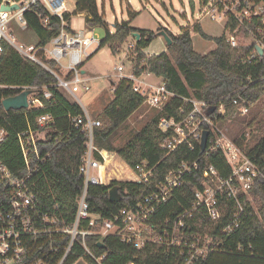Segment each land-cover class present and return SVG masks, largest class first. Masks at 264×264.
<instances>
[{
  "label": "trees",
  "instance_id": "16d2710c",
  "mask_svg": "<svg viewBox=\"0 0 264 264\" xmlns=\"http://www.w3.org/2000/svg\"><path fill=\"white\" fill-rule=\"evenodd\" d=\"M72 1L75 3L73 15L86 14V27L105 29L106 25L98 12L96 0ZM35 11L25 15L26 28L36 36V45L45 47L59 33L60 21L56 17L49 16L41 7H36ZM71 16L66 14L65 19L68 24L67 31L72 33ZM135 16V13L130 14V20L127 22H114L112 32L105 29L104 37L95 52L107 46L112 54H117L127 39L131 38V34H138V40L131 38L134 44L132 52L135 54L134 75L140 76L146 73L160 78L166 90L176 97L147 121L125 145L116 148L111 143L112 136L141 107L144 99L132 91V84L127 80L121 79L117 83H112L114 92L111 101L94 118L100 125L93 130V145L101 151L114 153L132 170L139 163L146 161L150 167H154L153 177L148 183L112 181L110 185L89 186L86 202L90 212L101 218L111 217L122 208H134L168 173L176 170L180 163L196 162L197 170L182 177L180 188L170 195L165 204L158 207L148 223L156 230V234H161L167 220L171 221L191 208L195 191L201 190L207 181L204 178V171L212 167L218 176L227 177L229 168L220 151L206 157L198 144H193L192 147L182 144L165 156L160 146L166 138L174 136L171 131L162 133L159 130V120L165 118L173 122L181 121L184 114H180L179 109L183 107L185 113L191 109L182 99L207 102L208 116L215 119L219 128L227 123H239L250 131L247 134L254 133L253 145H242L245 134H242L235 143L244 148L246 156L262 171L264 57L255 64H247L245 59L249 53L248 49L230 48L223 35L218 37L206 35L199 25H195L194 30L202 39L215 43L213 51L200 55L194 51L188 31L174 36L163 28H158L155 32L133 28L130 26V21ZM46 18L47 22L44 23ZM159 31H164L172 44L164 52L147 57L144 50L157 38L156 33ZM0 44L2 46L0 120L5 118L4 125L8 131L5 141L0 146V159L13 174L21 173L22 161L16 134L28 128L45 133L44 137H47L49 143L56 142L51 159L43 166V177L35 191L40 196L45 209L52 210L56 207L61 222L68 224L74 217L76 198L82 188L78 164L85 151L86 135L69 126L67 115L79 117L83 112L78 104L69 101L56 87H53L56 84L53 76L39 65L19 55L6 41H1ZM42 59L49 68L57 69L54 62ZM43 86L53 92L56 104L52 107L30 112L18 110L6 113L3 110L2 101L5 98L21 93L17 88ZM40 99L44 101L41 96ZM234 99L237 102L245 100L249 104L246 115L240 113L239 103L232 104ZM220 105L224 108L223 114L217 113ZM45 113L52 114L55 122L50 127L40 129L34 120ZM62 137L68 138L62 139ZM113 187L118 188L121 196L119 203H111L108 200V192ZM250 195L256 206L253 209L248 203L246 204V216L230 235L225 236L221 232L230 221L233 213L232 203L223 202L224 216L216 223L209 222L201 212L194 213L191 219L185 220L183 239L191 240L200 235L220 245L218 251L194 264H264V177L255 180ZM86 244L95 257L104 256L103 264H180L182 259L177 252L172 254L171 250H165L162 246L147 245L136 250L110 236L104 238L89 236ZM82 254L80 248L75 245L74 254L67 264H74ZM84 258L88 264H95L90 258Z\"/></svg>",
  "mask_w": 264,
  "mask_h": 264
},
{
  "label": "built area",
  "instance_id": "2783aa9c",
  "mask_svg": "<svg viewBox=\"0 0 264 264\" xmlns=\"http://www.w3.org/2000/svg\"><path fill=\"white\" fill-rule=\"evenodd\" d=\"M71 0H0V8L13 7L14 10L0 9V42L6 41L19 55L29 59L42 67L56 80L59 92L63 90L68 96L74 93L71 86L81 85L88 91V78H85L82 66L85 61L97 50L100 41L88 27L79 30L67 31L66 14H71L67 4ZM203 17L210 23L219 26L225 42L233 49H248L245 59L247 64H255L264 57V0H201ZM41 7L49 16L60 21V31L48 45H20L14 37L7 34L10 23L26 27L25 15L35 13V8ZM47 22V18L44 19ZM134 44L127 46L133 49ZM94 47V49H92ZM261 50V54L258 52ZM2 46L0 44V53ZM144 54L149 57L152 54ZM42 58L54 62L57 69L49 68ZM118 80L125 79L132 84V91L144 99L153 108L161 111L169 101L176 97L160 82L147 84L140 76L133 72L124 75V67L118 66ZM150 77L152 75H146ZM154 77V76H153ZM30 91L27 96L25 111L46 109L56 104L53 92L46 86L38 88H17ZM64 97L67 98V96ZM114 92V87H112ZM44 101L40 99V96ZM68 99V98H67ZM191 109L185 113L183 107L179 109L184 117L179 122L161 118L158 128L162 133L172 132L174 137L166 138L161 144L165 156L171 154L178 146L193 144L200 146L203 131H208L205 150L206 157L220 151L229 168L227 177H220L210 167L204 171L207 180L201 190L194 193V202L190 209L183 211L173 220H167L161 234L149 226L158 207L165 204L170 195L182 184L184 175L192 174L197 170L196 162L191 164L182 162L176 170L168 173L155 189L141 199L134 208H122L108 218L90 212L86 202L89 186L106 185L109 179L106 175V158L103 151L93 145V130L100 123L91 119L88 113L80 107L83 115L71 117L69 126L85 133V151L79 160L78 175L82 179V188L76 198V209L72 222L63 224L57 209H45L41 198L35 191L42 179L43 166L51 159L52 150L56 142L49 143L47 137H41L42 132L30 128L16 134V141L20 150L22 171L15 175L0 159V264H67L74 254V246L82 251L77 261L88 264L84 257L90 258L95 264H103L104 256L95 257L89 250L86 239L89 236L104 238L114 237L121 243L140 250L147 245L162 246L171 253L182 256L180 264H194L204 260L209 254L218 251L219 243L206 236L197 235L191 240L183 239L185 220L191 219L194 213L201 212L211 223H216L224 216L223 202L232 203L233 213L229 223L223 228L222 234L230 235L237 229L246 216V204L250 202V190L258 177H264L262 171L246 156L244 148L227 137L218 127L215 119L208 116L209 103L194 99H182ZM239 103L242 115L248 113L249 104L245 100ZM77 104V103H76ZM7 113V112H6ZM217 113L223 114L224 108L220 105ZM5 118L0 120V146L5 141L8 131L4 125ZM38 128L50 127L55 117L50 113L39 115L34 120ZM68 137H62L65 139ZM61 139V140H62ZM107 154V153H106ZM154 167L146 161L136 165L132 170L133 181L148 183L153 177Z\"/></svg>",
  "mask_w": 264,
  "mask_h": 264
},
{
  "label": "rangeland",
  "instance_id": "374dc122",
  "mask_svg": "<svg viewBox=\"0 0 264 264\" xmlns=\"http://www.w3.org/2000/svg\"><path fill=\"white\" fill-rule=\"evenodd\" d=\"M96 4L98 12L106 25L105 29H108L109 32L113 31L114 22H127L130 20V14L135 13L136 16L130 21L131 27L152 32H155L158 28H163L174 36L180 35L183 31H188L193 49L200 55H206L213 51L215 43L202 39L194 30L195 25H199L204 34L212 37H218L222 33V29L219 26L210 23L203 17L204 11L201 0H96ZM67 8L72 15L71 28L73 30L86 28V14L73 15L75 12L74 1L71 0L67 4ZM105 29L104 27L94 28L93 32L99 40L103 39ZM7 34L10 37H14L20 45L37 44V38L32 31L26 27L18 26L16 22L9 24ZM132 43L133 41L129 37L117 54H112L107 46L99 49L82 66V70L85 72L83 76L89 79L87 83L89 90L84 91L81 85H75L71 86L75 96L72 94L68 96L63 90H61V93L64 92L69 101L77 103L79 106L81 104L89 117L94 119L113 97L112 83L118 82V72L115 69L118 66H123L124 75L133 72L135 54L127 48ZM157 47L166 49L160 38H156L144 51L150 52L158 49ZM145 74L143 73V79L141 80L146 81L147 84L155 83L153 85H156V82H160L159 78L147 77ZM262 109H264V106ZM157 112L158 110L148 103H143L112 136V145L116 148L125 145ZM217 127L219 128L218 125ZM219 129L234 142L241 138L242 134H245L242 142L243 146L254 144V137H252L254 133L247 134L250 131L239 123H227ZM44 134L42 133L41 137H44ZM103 155L107 156L108 154L103 152ZM115 158L116 160L112 164H105L106 175H109L111 170L116 169L120 172L122 178L111 176L112 178H109V182L106 185H110L112 181L134 182L130 180L132 179V169L121 163L118 157ZM250 202L254 207L256 206L253 198H250ZM74 264L83 263L77 261Z\"/></svg>",
  "mask_w": 264,
  "mask_h": 264
},
{
  "label": "water",
  "instance_id": "95a60500",
  "mask_svg": "<svg viewBox=\"0 0 264 264\" xmlns=\"http://www.w3.org/2000/svg\"><path fill=\"white\" fill-rule=\"evenodd\" d=\"M16 8H17L16 6H13V7L2 6L0 9L3 11H8V10H14ZM156 37L161 39L165 48H168L172 44L171 39L167 36V34L164 31L157 32ZM131 38H135V41H136L139 39V35L136 33H133V34H131ZM258 52L261 54V50L258 49ZM29 94H30V91H23V92L19 93L18 95L5 98L2 101L3 110L5 112H9V111H18V110L26 109L27 108V96ZM208 134H209L208 131L202 132L201 140H200V148H201L202 152L205 150ZM262 161L264 163V157L262 158ZM262 173L264 175V167H263ZM108 200L111 203H119L120 202L121 196L118 193L117 187H113L109 190Z\"/></svg>",
  "mask_w": 264,
  "mask_h": 264
},
{
  "label": "bare ground",
  "instance_id": "6f19581e",
  "mask_svg": "<svg viewBox=\"0 0 264 264\" xmlns=\"http://www.w3.org/2000/svg\"><path fill=\"white\" fill-rule=\"evenodd\" d=\"M105 158H106L105 164H110V163L112 164L116 160V158L114 156H110V155L105 156ZM111 176L116 177V178H122L120 172H118L116 169L111 170V173L109 175L107 174V175H104L103 177H105L106 179L108 177V179H109Z\"/></svg>",
  "mask_w": 264,
  "mask_h": 264
},
{
  "label": "crops",
  "instance_id": "0c3cea01",
  "mask_svg": "<svg viewBox=\"0 0 264 264\" xmlns=\"http://www.w3.org/2000/svg\"><path fill=\"white\" fill-rule=\"evenodd\" d=\"M158 49H156V50H152V51H150V52H146L147 54H156V55H158V54H160V53H162V52H164V48H159V47H157ZM83 71V70H82ZM83 73H85L84 71H83ZM104 153H107L108 155H110V156H114V157H117L114 153H108V152H105V151H103ZM119 159V158H118ZM119 161L121 162V163H123L120 159H119ZM132 179H133V175H132ZM132 179H130V180H132Z\"/></svg>",
  "mask_w": 264,
  "mask_h": 264
}]
</instances>
